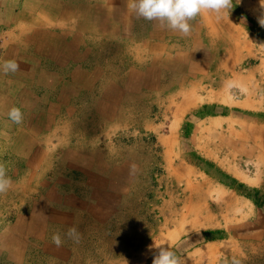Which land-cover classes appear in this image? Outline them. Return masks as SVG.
Segmentation results:
<instances>
[{
	"label": "crops",
	"instance_id": "obj_1",
	"mask_svg": "<svg viewBox=\"0 0 264 264\" xmlns=\"http://www.w3.org/2000/svg\"><path fill=\"white\" fill-rule=\"evenodd\" d=\"M128 4L0 0V62L19 65L0 71V164L15 179L0 195V264H72L76 241L64 233L80 236L117 211L133 148L159 124L153 110L207 75L191 31L145 20ZM13 106L21 124L7 117Z\"/></svg>",
	"mask_w": 264,
	"mask_h": 264
},
{
	"label": "rangeland",
	"instance_id": "obj_2",
	"mask_svg": "<svg viewBox=\"0 0 264 264\" xmlns=\"http://www.w3.org/2000/svg\"><path fill=\"white\" fill-rule=\"evenodd\" d=\"M262 14L260 0H240L189 21L207 75L153 110L120 206L82 230L72 264H152L167 246L184 264H264Z\"/></svg>",
	"mask_w": 264,
	"mask_h": 264
},
{
	"label": "clouds",
	"instance_id": "obj_3",
	"mask_svg": "<svg viewBox=\"0 0 264 264\" xmlns=\"http://www.w3.org/2000/svg\"><path fill=\"white\" fill-rule=\"evenodd\" d=\"M239 2L240 0H129L128 7L145 20L161 22L163 26L187 36L191 31L189 21L202 11L214 12L217 16L226 13L229 16L230 10ZM260 2L264 8V0ZM258 22L264 27V14ZM0 71L5 74L15 73L19 71V65L15 60H5L0 62ZM7 117L14 124H21L24 114L19 107L13 106L9 109ZM11 185L12 180L8 177L4 165L0 164V195L6 194ZM64 235L74 241L79 240V232L75 227L69 228ZM52 242L57 247L62 246L64 241L59 232L52 235ZM152 264H184V260L167 246L158 248L152 258ZM233 264L240 262L234 260Z\"/></svg>",
	"mask_w": 264,
	"mask_h": 264
},
{
	"label": "bare ground",
	"instance_id": "obj_4",
	"mask_svg": "<svg viewBox=\"0 0 264 264\" xmlns=\"http://www.w3.org/2000/svg\"><path fill=\"white\" fill-rule=\"evenodd\" d=\"M171 241H172V239H171Z\"/></svg>",
	"mask_w": 264,
	"mask_h": 264
}]
</instances>
